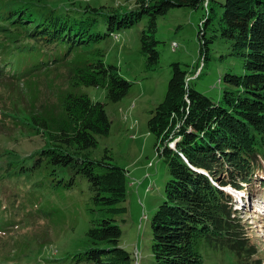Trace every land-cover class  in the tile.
<instances>
[{
    "label": "trees",
    "instance_id": "16d2710c",
    "mask_svg": "<svg viewBox=\"0 0 264 264\" xmlns=\"http://www.w3.org/2000/svg\"><path fill=\"white\" fill-rule=\"evenodd\" d=\"M129 1L133 9L106 16L104 34L146 16L140 46L151 70L159 63L156 19L175 6L202 8L198 52L205 61L209 44L219 36L231 42L244 70L219 77L222 91L213 100L195 88L179 62L170 64L165 95L146 123L162 145L159 154L169 175L164 198L150 220L153 263L201 264L195 242L202 238L234 252L238 264H260L250 261L256 246L223 187L243 188L264 164V0ZM58 4L0 0L1 133L8 131L4 135L14 141L17 130L38 137L40 145L20 161L31 157L35 166L50 165L53 175L66 170L68 180L55 179L58 183L71 188L77 175L88 181L101 216L91 220L86 230L90 246L80 258L91 264H134L113 216L125 212L120 202L127 192V170L109 161L107 149L100 159L91 157L97 136L109 132L106 103L76 92L82 85L103 88L106 100L117 102L131 84L115 65L103 61L102 48L94 46L101 37L91 31L95 18L73 15ZM90 11L99 12L94 7ZM7 150L12 158L5 173L11 174L17 155Z\"/></svg>",
    "mask_w": 264,
    "mask_h": 264
},
{
    "label": "rangeland",
    "instance_id": "374dc122",
    "mask_svg": "<svg viewBox=\"0 0 264 264\" xmlns=\"http://www.w3.org/2000/svg\"><path fill=\"white\" fill-rule=\"evenodd\" d=\"M56 1L58 9L69 8L73 15L95 18L91 31L101 37L94 46L102 48L103 61L115 65L131 84L127 94L117 102H108L103 88L82 85L76 92L106 103L109 132L97 136L91 157L100 159L107 149L109 161L127 170V192L120 202L125 212L113 215L121 229L120 242L133 253L134 264H154L150 254V220L164 198V184L169 175L159 154L162 145L146 124L150 110L165 95L172 62H179L187 70L198 91L217 100L223 87L218 78L227 72L243 73L242 58L232 51L230 41L217 36L209 44V58L205 61L198 52L201 40L197 30L202 8L175 6L156 19L153 35L158 41L155 46L159 63L151 70L140 46L146 16L129 27L104 34L106 16L114 10L122 13L133 9L132 1ZM91 7L99 12L90 11ZM200 69L201 75L196 78ZM3 130L0 129V173L5 175L0 177V264H91L80 256L90 246L86 230L101 213L92 203L88 181L77 175L74 185L68 188L55 180L63 177L67 181L66 170L53 175L50 165L35 166L31 157L20 161L40 145L38 137H27L17 130L14 141L4 135L8 131L1 133ZM7 149L17 155L16 171L11 174L5 173L12 158ZM219 176L223 177L222 173ZM245 185L242 192L226 187L231 188L232 207L245 226L250 244L256 246L257 252L250 261L264 264V164L254 170ZM195 248L201 264H238L234 252L219 245L210 246L202 238L196 240Z\"/></svg>",
    "mask_w": 264,
    "mask_h": 264
}]
</instances>
